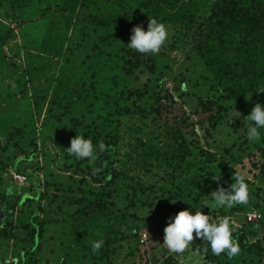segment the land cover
<instances>
[{
	"label": "rangeland",
	"instance_id": "374dc122",
	"mask_svg": "<svg viewBox=\"0 0 264 264\" xmlns=\"http://www.w3.org/2000/svg\"><path fill=\"white\" fill-rule=\"evenodd\" d=\"M236 1L252 19L263 18L264 0ZM215 2L0 0V39L12 30L0 48V264H264V129L249 141L244 127L254 104L264 103L256 89L264 87V76L247 92L250 101L223 97L199 46L213 31ZM150 17L167 31L159 51L150 53L157 68L128 75L129 52L136 51L127 45L132 29L147 30ZM244 55V48L221 51L218 65L234 67ZM234 104L241 116L231 121ZM124 106L132 114L119 115ZM120 118L123 130L151 132L157 147L175 152L176 142L154 122L168 120L182 129L196 167L210 156L216 161L205 173H216L214 164L222 161L245 176L247 202L208 213L234 227L237 255L213 257L206 245L211 252L205 253L195 232L183 252L163 243L169 217L196 205L183 194L173 197L181 178L169 175L162 159H150V170L140 171L136 191L109 180L112 166L99 152L110 149ZM77 133L92 140L95 159L69 155ZM213 203L209 196L196 208L207 214ZM33 220L45 238L31 236Z\"/></svg>",
	"mask_w": 264,
	"mask_h": 264
},
{
	"label": "trees",
	"instance_id": "16d2710c",
	"mask_svg": "<svg viewBox=\"0 0 264 264\" xmlns=\"http://www.w3.org/2000/svg\"><path fill=\"white\" fill-rule=\"evenodd\" d=\"M158 9V7L154 8V11L158 12ZM211 19L213 20V31L204 36L199 43V46L202 47L201 49L205 51L202 54V59L208 70L214 74V80L218 86L222 87V92L226 93L223 97L226 100L234 99L241 104L245 93L250 91L251 88L253 89L251 86L264 76V44L261 43L264 12L263 18L252 19L246 12L242 11L236 0H216ZM215 29L216 33L214 32ZM11 32L12 30L2 36L0 48L6 44ZM234 47L244 48L245 55L243 60H241L242 62H239L234 67L233 65L229 67L219 66V52L231 51ZM128 57L127 66L125 67L128 75L134 74L137 69L142 67L151 71L157 68V57L154 54L130 51ZM259 68L262 69L261 72H259ZM130 93L133 94V92ZM134 93L141 96L138 90ZM123 94L124 91L121 92V95ZM262 101L264 102V98ZM119 103L120 99L118 100ZM211 103L213 104L214 101ZM117 111L122 116L132 114L127 106L121 107ZM121 118L117 128L114 130L110 149L99 152L104 158V165L112 166L109 180L118 188L119 184L124 186L125 183H129L128 189L138 190V185L142 183L140 171L150 170V159H162L172 170L168 174L172 175L174 179L181 178L176 182L180 185L177 189H181V191L178 190V193H174L173 197L183 194V197L185 196L186 198L185 203H194L196 208L209 196L212 200L211 193L218 188L223 187L225 190H230L231 184L235 183L236 176L241 175L232 165L219 161V163L214 164L213 169L216 171L213 174L220 175L219 182L212 180L210 177L212 174L205 173V170L210 166V162H215L216 159H212L209 156V159L204 161L203 167H196L190 160L192 152L189 149L188 141L182 129L171 126L168 120L158 119L153 121L155 126L168 131L167 134L171 135L170 139L176 142L175 152H169V150L165 149L161 150V148L157 147L153 143L151 132L146 133V130L141 128L136 130L134 129L135 127L133 130H123V120ZM201 154L209 155L208 152H201ZM108 160L111 162H108ZM167 200L170 201L169 198ZM212 210H215V207H209L207 214ZM36 225L35 220H33V227L30 230L31 236L38 238L46 236L42 225L39 227ZM26 227V229H29V226ZM232 235L233 238L237 237L235 229ZM241 240L243 248L247 249L249 247L247 241L243 238ZM205 243L201 250L205 253H210L211 251L209 252V249L206 248V246L210 245L207 242ZM79 245L89 248L86 242H79ZM40 247V243L35 246L39 250L38 253H41ZM210 255L215 257L213 253Z\"/></svg>",
	"mask_w": 264,
	"mask_h": 264
},
{
	"label": "clouds",
	"instance_id": "9594fccd",
	"mask_svg": "<svg viewBox=\"0 0 264 264\" xmlns=\"http://www.w3.org/2000/svg\"><path fill=\"white\" fill-rule=\"evenodd\" d=\"M166 36V27L150 17L147 30L142 25L133 27L131 39L127 45L140 53H156L159 51ZM256 89L264 93V87H256ZM245 95L250 101L252 92L245 93ZM235 104L233 105L231 121L234 117L241 116V113L235 109ZM245 121H247L246 124ZM244 125L247 128V139L249 141H258L260 139L259 130L264 129V103L258 101L254 104L251 112L244 117ZM64 126L72 128L70 124H65ZM100 148L103 149L102 144ZM66 150L69 155H74L78 160L95 159L92 140L83 133H77L71 139L70 146ZM210 177L212 180L219 182L220 175L212 174ZM211 197L214 203L206 205L210 208L233 203H246L248 194L245 176L237 175L235 183L230 186V190L220 187L211 193ZM176 201L172 199L173 203ZM233 230L227 219L212 220L209 214L203 212V209L194 208L192 205V207L180 210L174 216L169 217V223L164 228L163 243L172 252H183L186 246L193 241L195 232L196 237L202 238L204 242L210 245L213 254L219 255L222 252H226L229 257H232L240 251L233 238ZM100 247L101 244L99 242L93 244L94 251H98Z\"/></svg>",
	"mask_w": 264,
	"mask_h": 264
},
{
	"label": "built area",
	"instance_id": "2783aa9c",
	"mask_svg": "<svg viewBox=\"0 0 264 264\" xmlns=\"http://www.w3.org/2000/svg\"><path fill=\"white\" fill-rule=\"evenodd\" d=\"M20 181H24L26 179V176L18 175L17 177Z\"/></svg>",
	"mask_w": 264,
	"mask_h": 264
}]
</instances>
